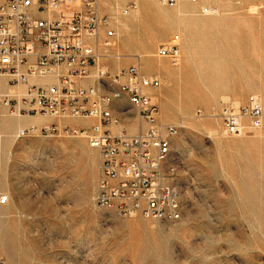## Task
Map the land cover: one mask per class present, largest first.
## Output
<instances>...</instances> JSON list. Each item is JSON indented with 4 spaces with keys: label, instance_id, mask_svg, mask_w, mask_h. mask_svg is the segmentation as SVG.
Wrapping results in <instances>:
<instances>
[{
    "label": "rangeland",
    "instance_id": "374dc122",
    "mask_svg": "<svg viewBox=\"0 0 264 264\" xmlns=\"http://www.w3.org/2000/svg\"><path fill=\"white\" fill-rule=\"evenodd\" d=\"M144 2L140 1V8ZM183 7L172 9L152 3L143 16L154 9L156 17L150 18L142 27L144 17L138 19L134 15L135 28L127 31L116 18L123 20L135 12L126 17L120 14V10H108L115 15L113 21L119 26V33L125 35L121 44L128 45L125 40L132 34L135 39L132 46H139L133 50L129 48L130 53L126 55L144 58V69L156 72L158 70L152 66L157 61L158 47L170 42L178 33L181 34L180 42L183 39L181 32L168 28L165 37L158 41L163 37L159 31L169 26L186 29L183 21L192 17L179 13ZM261 7V4H255L243 9L235 4V8L229 11L232 12L231 17H226L225 21L219 10V21L199 26L203 30H213L209 35L199 34L197 40L198 67L203 75L196 72L194 75L192 64L186 62V41L181 47L180 67L176 68L158 57L170 67L156 72L157 76L168 80L160 91L153 88L155 91L152 92L157 91L162 97L176 87L177 82L170 74L173 70H180L182 78L187 71L192 72L190 88H182L184 96L176 99L175 106L179 108L172 118L165 117L166 108L161 106L165 101L159 103L153 98L159 113L164 110L163 118L172 120L168 122L173 123L170 125L179 126L171 144L173 153L183 162L176 179L182 191L183 212L179 220H149L140 215L121 218L113 210L98 208L94 201L99 176L97 165L92 180L89 159L75 143L80 140L78 136L64 133L59 128L52 135L36 131L18 137L17 131L12 151L18 153L19 159L16 171L18 197L12 208L11 202L2 205L9 207V214L0 217L2 263L264 264V114L262 127L241 137L222 135L216 117L221 102L229 99L223 94L229 89L241 92V96L229 94L235 102L255 92L264 103V6ZM162 9L173 12L164 17ZM201 9L202 6L198 13L203 15ZM181 16L184 19H180ZM237 19L240 20L237 32L215 30L228 27ZM137 34L142 35L150 50H141L140 56L136 55V50L143 48L144 44ZM153 36V41L158 42L151 46ZM147 54L150 56L146 57ZM111 78L109 75L106 82ZM211 83H216V88ZM130 109L129 104L126 110L116 108L118 121L135 116ZM61 120L67 127H90L83 119ZM180 120L181 123L178 122ZM52 123L58 124L56 120ZM209 123H213L217 130L215 134L207 130ZM85 142L88 146L86 139ZM94 152L96 158L97 153ZM6 192L9 193L0 189V194ZM18 211L23 216L18 217Z\"/></svg>",
    "mask_w": 264,
    "mask_h": 264
},
{
    "label": "built area",
    "instance_id": "2783aa9c",
    "mask_svg": "<svg viewBox=\"0 0 264 264\" xmlns=\"http://www.w3.org/2000/svg\"><path fill=\"white\" fill-rule=\"evenodd\" d=\"M155 1L167 6L176 3ZM98 5L99 0H0V102L14 116L97 120L88 129H62L74 136L83 134L89 147L98 151L96 206H111L121 218L140 215L149 220L177 221L182 213L167 186L179 173L165 165L163 147L171 145L179 126L161 124L157 104L144 92L145 88L161 87L162 79L143 74L139 65H130L106 82L109 72L101 59L106 56L103 49L113 45L114 31L106 30L99 40V27L108 19L100 14ZM134 7L130 2L122 13L126 15ZM178 41L175 34L156 52L172 66H177L180 58ZM89 78L91 84H82ZM19 86L21 92L16 91ZM124 97L146 122V128L135 134L108 129L119 122L112 104ZM216 117L222 135L250 134L262 127V99L255 93L244 103L226 99ZM36 131L52 135L57 128H21L18 137ZM179 162L183 168L182 160ZM5 200L3 195L0 203Z\"/></svg>",
    "mask_w": 264,
    "mask_h": 264
},
{
    "label": "crops",
    "instance_id": "0c3cea01",
    "mask_svg": "<svg viewBox=\"0 0 264 264\" xmlns=\"http://www.w3.org/2000/svg\"><path fill=\"white\" fill-rule=\"evenodd\" d=\"M104 1L105 0H99L98 8H99L100 14L106 16L107 19H108V21H107L106 24H102L99 27L98 38H99V40L103 39L104 36H105V32L108 29H112L114 31V36L112 37V41H113V44L114 45H112V46H110L108 48H104L103 49V51L105 52V55L106 56L101 59V64L108 70L110 77L111 76L112 77L115 76L123 68H126V67H128L130 65H138V64H139L140 69H141V72L143 74H145L147 76L156 75V72H148V71H146L144 69L145 65L142 64V61H144V58H142V57L139 58V59H137L136 56H133V55H126V56L122 55L121 57H117L116 56V54H119V52H122L123 54H128V53H130L129 48H131L133 50L134 48H137V46L134 45V46L130 47L129 45H123V44H121V39L123 38V34H119L118 35V33L120 32V28L113 21L112 15H111L112 13L108 10V9H111L112 8V5H111L112 3L110 2V3H108L106 5L104 3ZM108 1H114V0H108ZM140 1H142V0H140ZM143 1H147V2H150V3L156 4V5L160 4V5H163V6H166V7H172V9H174L176 7H179L181 5H184V7H183L182 10H184L186 12V14H187L186 17L191 16L192 18H190V19H192L194 22H199V20L202 19V14L198 13L199 7H201V6H202V9L205 8L206 6H211V7L218 8L220 10V12L222 13V17L224 16V19H223L224 21H225L226 17H231L232 12H229V11H230V9L235 8V4H237L239 7H242L243 9L244 8L249 9V8H251L255 4H261L262 7L264 6V0H195V1L187 0L188 2L187 1H184V0H176V3L173 6H167V5L161 4V3H159L158 1H155V0H143ZM130 2H134L135 5L137 3V2H135V0H131ZM130 2H127V0H125V1L122 2L121 7H120V14L121 15L125 16V14L122 13V10ZM203 5H206V6H203ZM202 9H201V11H203ZM134 10L135 9L130 10L129 13L126 14V15H129ZM152 10H154V9H152ZM152 10H150L149 13H147V15L145 14L146 16L144 17L142 27L146 26V24H147L146 21L147 22L150 21V18H155L156 17L157 13L156 12L154 13ZM155 10H157V9L155 8ZM160 17H161V15H160ZM179 18L180 19L181 18L184 19L183 16H181ZM195 19H197V20H195ZM237 20H234L230 24L226 22L227 24H229L228 27L219 28V29H215V30L223 29L226 32H237L238 31L237 29L240 27V24H239V21L240 20H238V21ZM198 26H201V25H198ZM168 28L169 29H175V30L181 32L182 35H183V39L180 42V40H181V34L178 33V36H179L178 46H179V57H180L181 54H182V51H181L182 44H183V42L186 41V29H184L182 27L180 30H178L176 28V26H173L171 28L169 26L166 29H163V30L159 31V32H162L163 33V37H161V39H159L158 41L162 40L165 37V35H166L167 31H168ZM210 31L211 30H203V29H200L199 32H200V34L205 33V34H208L209 35ZM140 36H141V39H142V35H140ZM154 36L152 37V40L150 42L151 43L150 44L151 46H153V44H155V43L158 42V41H156V42L153 41ZM142 41H143V44L144 45H143V48H140V51L141 50L144 51L145 49H148L146 47V45H145L146 42H144L143 39H142ZM88 42L90 44H93L94 43V40H88ZM118 50H120V51H118ZM158 57L159 56L156 54V59L163 58V57H159V58ZM186 58H187L186 62L189 63V57H188V55H187ZM164 59H165V61L167 60V62L169 63L168 59L163 58L162 60H164ZM110 60H111V63H109ZM93 72H94V68L92 67V68H90V73L93 74ZM159 77H161V76H159ZM40 81H42V80H40ZM91 83H92V79L91 78L82 81V84H85V85L91 84ZM152 91H155V89L150 90V92H146L144 90V92L146 94L148 93L147 95L150 96V97H151L152 94L155 95L156 100H154V101H159V103L160 102H164V99H163V97L161 96L160 93L152 92ZM231 92H232V95H234V93H237V94H239L241 96V92H236L235 89H229L228 91H226L223 94L224 95H228L229 96L228 98L230 100L231 99L230 98L231 96L229 94ZM156 93L158 94V96H156ZM254 93L255 92H251V93H248V94L244 95L243 98L241 99V101L238 100V102L244 103L246 101V98L248 97V95L254 94ZM255 94H258V93H255ZM232 101H234V100H232ZM127 104H129V102H128V100L125 97L123 98V100L114 102L112 104V108H113L114 115L116 117H119L118 116V113H116V108L117 109L122 108V107H125L126 108L127 107ZM220 106H221V104L219 105V107ZM217 109H219V108H217ZM132 111L135 112V110L131 106L130 112H132ZM163 111L164 110H162L161 113H163ZM263 112H264V103H263ZM15 117H17V116H14V115L9 114L7 108L5 106H3L1 104V102H0V123L1 122H2V124L5 123L3 125L0 124V126L2 125L0 127V145H1V147H0V189L1 190H8L9 191V193H10V201L9 202H6L5 201L3 204H9L11 202L12 203L11 208H12L13 205L15 206L14 203H16L15 200L18 197V186H17V184H18V177H17V175L18 174L16 173V171H17V166H18V160L19 159H18V153L12 151V148L15 145V142H16V140H13V137H15L17 131L20 128H28L30 126H34L37 129H40L42 127L51 126V125L55 126L57 129L58 128L59 129H63V128L67 127L62 122V120H61L62 118H53V117H50L48 115H22V117L24 119L21 118L22 120L20 119V121L17 118H15ZM67 118L68 119H74V118H70V117H67ZM11 119H13V120H11ZM82 119L83 120H86L90 124V126L93 123L97 122V120L92 119V118H82ZM53 120H56L58 122V124L56 125V124L52 123ZM12 121H14V122H12ZM21 121H22V123H21ZM169 121H172V120H168V121L165 120L163 118V114L161 115L159 113V122L161 124H164V125H166V124H173V123H168ZM178 122L181 123V120L178 121ZM119 123H120V126L118 125V127L117 126H113L111 128L109 127L108 129L111 132L114 131L113 133L118 132L120 130H123L127 134H135L138 131L144 130L146 128V122L144 120H142L141 118H139L137 116L136 112H135V116H129V117L122 118V119L120 118V121L118 122V124ZM68 128H80V127L73 126V127H68ZM8 132H9V134H7ZM15 139H16V137H15ZM173 139L174 138H171L170 139L171 144H172ZM94 150L97 153L95 159H96V165H97L98 175H99L98 176V179H99V177H100V172H99L100 171L99 170V164H100L99 154H98V151L96 149H94ZM3 204L0 203V209L4 208L5 214L7 215V213L9 212L8 211L9 210L8 209L9 207H4V206H2ZM16 211H17V209H16Z\"/></svg>",
    "mask_w": 264,
    "mask_h": 264
},
{
    "label": "bare ground",
    "instance_id": "6f19581e",
    "mask_svg": "<svg viewBox=\"0 0 264 264\" xmlns=\"http://www.w3.org/2000/svg\"><path fill=\"white\" fill-rule=\"evenodd\" d=\"M112 3V10H117V11H119L120 10V6H121V4L119 3L120 2V0H114V1H108V0H105L104 1V3L107 5L108 3ZM135 2H137L136 3V5H135V7H134V11L133 12H131L129 15H131L132 13H134V14H132V17L131 16H129V15H125L126 17L127 16H129V17H131V18H125V19H123V20H120L119 18H116L117 19V21L118 22H120L121 23V25H122V27H123V29L124 30H131L132 28H135V27H133V24H134V19H135V16L134 15H136V17L139 19H143V13H145V10L147 9V8H150L151 6H152V3H150V2H147V1H145L144 2V4H143V8H140V0H135ZM203 6H206V5H203ZM179 9V8H178ZM117 11H116V13H117ZM147 11V10H146ZM162 11V13H163V16L164 17H167V16H169V14H171V12H173V10H166V9H162L161 10ZM114 12V11H113ZM155 12V11H154ZM147 13V12H146ZM179 13L180 14H182V15H184V16H187V14H186V12L185 11H183V10H179ZM178 12H177V14H179ZM194 13V12H193ZM112 15V19H114V13L113 14H111ZM220 14H219V9L218 8H215V7H211V6H206L205 8H203V15H202V19L201 20H199V22H194L192 19H190V20H186V19H184V25H185V27H186V46H184V51H186L187 53H188V57H189V62L192 64V66H193V69H194V75H195V72L197 73V74H200V75H203V72H202V69H199V67H198V63H199V59H198V46H197V40H198V36H199V31H200V27L198 26V25H207V24H211V22H217L216 20H218V17L217 16H219ZM146 16V15H145ZM195 16V15H194ZM193 16V17H194ZM189 17V16H188ZM214 17H217V19L216 18H214ZM221 19V18H220ZM195 20H197V19H195ZM219 21V20H218ZM139 24V23H138ZM221 24V23H220ZM218 25V24H217ZM216 25V26H217ZM203 26V27H204ZM137 27H138V25H137ZM139 29V28H138ZM137 29V30H138ZM217 29V28H216ZM205 30V29H204ZM134 32V31H133ZM121 33V32H120ZM119 33V34H120ZM123 33V32H122ZM131 34V33H130ZM134 34V33H133ZM135 35V34H134ZM137 35H139V34H137ZM125 36V35H124ZM123 36V37H124ZM140 36V35H139ZM138 36V37H139ZM128 37V36H127ZM204 37V36H203ZM138 39V38H137ZM136 39V40H137ZM141 39V38H140ZM139 39V40H140ZM134 36H132V34L131 35H129V37H128V40H125L126 42L125 43H128V45H130V46H132V44H134L133 42H134ZM138 40V41H139ZM207 41V40H206ZM124 42V41H123ZM143 42V41H142ZM123 44V43H122ZM136 44V43H135ZM114 45V44H113ZM124 45V44H123ZM139 45V44H138ZM118 47V46H117ZM137 47H139V46H137ZM117 50V49H116ZM149 50V49H148ZM118 51H120V50H118ZM150 51V50H149ZM139 52H140V48L139 49H137L136 50V55H139L140 56V54H142V52L139 54ZM117 53V52H116ZM144 53V52H143ZM122 54L123 53H121V52H119V54H116V56L117 57H121L122 56ZM132 54V53H131ZM133 54H135V53H133ZM124 56H126V54L124 55ZM146 57H148V56H150L149 54H147V55H145ZM144 57V56H143ZM146 59V58H145ZM180 59L181 58H179V62H180ZM162 60V59H161ZM161 60H158L157 59V61H156V64L155 65H153V64H151V65H153L152 67L154 68H156L158 71H156V72H160V71H162L161 69L163 68L164 69V67H169V66H167V64L168 63H166V62H162ZM187 60V59H186ZM145 62H146V60H145ZM179 62H178V65L177 66H174V67H180V64H179ZM186 63V62H185ZM139 65V64H138ZM154 68V69H155ZM170 68V67H169ZM168 69V68H167ZM172 69H173V67H172ZM180 69V68H179ZM165 70H166V68H165ZM160 74V73H159ZM165 74V73H164ZM170 74H172V77H174V79H175V81L177 82V84H176V87L175 88H171L168 92H167V95H163V99L165 98V103H161V106H162V109L165 107L166 108V115H165V117L166 118H172L173 116H174V111L175 110H177L179 107L177 106H175V101H176V99L178 100L179 99V97L180 96H184V95H182V92H184L183 91V89H184V87L186 88V90L187 89H189L190 88V82H191V74H192V72H188L187 71V73H186V75H185V77H183L182 78V75H181V71L180 70H175V72H174V70H173V73H170ZM161 75V74H160ZM159 76V75H158ZM171 77V78H172ZM161 79H162V86H164V84L165 83H167L168 82V80H166V77H164L165 79H163L162 77H160ZM168 78H170V76L168 75ZM184 80V81H183ZM211 85L212 86H215V88H216V83H211ZM170 88V87H169ZM183 88V89H182ZM160 89H161V87H159L158 88V90L160 91ZM150 90H153V88L151 89V88H145V91L146 92H150ZM157 90V89H156ZM16 91L17 92H21L22 91V87H17V89H16ZM157 92V91H156ZM148 94V93H147ZM151 98L153 99H155L156 97H155V95H153V97H152V95H151ZM239 98V97H238ZM216 100V99H215ZM237 100V99H236ZM209 102V101H208ZM207 102V103H208ZM209 104V103H208ZM210 105V104H209ZM208 105V106H209ZM4 113V112H3ZM163 114V113H162ZM161 114V115H162ZM11 117V116H10ZM15 118H17L19 121H20V119L21 118H23L22 116H17V117H15ZM16 119V120H17ZM24 119V118H23ZM11 120H13V119H11ZM10 120V121H11ZM22 120V119H21ZM15 121V120H14ZM14 121H12V122H14ZM16 122V121H15ZM11 123V122H10ZM21 123H22V121H21ZM193 123V122H192ZM208 123V122H207ZM0 124H2V122L0 123ZM3 124H5V123H3ZM2 124V125H3ZM1 125V126H2ZM10 125V124H9ZM118 125L120 126V123L118 124H111L109 127L111 128V127H113V126H117L118 127ZM206 124H203V126H205ZM209 126H207L206 128H208L207 130H209L210 131V134H215L216 133V129H215V127L213 126V123L211 124V123H209L208 124ZM0 126V127H1ZM11 126V125H10ZM18 126V125H17ZM9 128V127H8ZM13 129V128H12ZM17 130V129H16ZM112 130V129H111ZM115 130V129H114ZM19 131V130H18ZM113 131V130H112ZM114 132V131H113ZM7 134H9V132L7 133ZM6 136V135H5ZM78 139H80V140H77L75 143H76V145H77V149H79L80 151H81V153L87 158V159H89V164H90V171H91V179L93 180L94 179V177H95V164H96V159H95V155H94V151L95 150H91L88 146H87V144H86V142H85V137H84V135L82 134V135H79L78 136ZM63 142V141H62ZM222 142V141H221ZM66 143V142H65ZM67 144V143H66ZM70 144V143H69ZM222 144H227V143H223L222 142ZM73 145V144H72ZM76 145H74V146H76ZM64 146V145H63ZM220 147H221V145H220ZM74 148V147H73ZM223 149H224V147H222ZM73 150V149H72ZM79 150H78V153L77 154H79ZM163 157H164V161H165V165L168 167V168H170V169H172V171L174 172V173H179V170H180V162H179V160H178V158L175 156V154L173 153V151H172V148H171V145H164V147H163ZM177 176H178V174H177ZM177 176L175 177V178H171V179H169L168 180V186H167V193L169 194V196L173 199V200H175L176 201V203L178 204V211H179V213H182L183 212V206H182V201H181V196H182V191H181V189H180V187H178V184H177V181H176V179H177ZM91 180V181H92ZM3 195H5L6 196V202H9V200H10V194L9 193H3V194H0V199H1V197L3 196ZM3 204V203H2ZM99 208H102V209H106V210H113V207H111V206H100ZM16 214V213H15ZM3 215H5V211H4V208H2V209H0V217L1 216H3ZM17 216L18 217H21V216H23V214L21 213V212H17ZM135 217H137V216H133V217H131V218H135ZM138 219V218H137ZM130 220V219H129ZM149 222V221H148ZM132 223V222H131ZM133 224V223H132ZM134 224H136V222L134 223ZM138 224V227H139V223H137ZM146 225H147V227L149 226V224L148 223H146ZM136 226V225H135ZM134 226V227H135ZM153 225H151V227H152ZM133 229V228H132ZM141 229V228H140ZM134 231H135V229H134ZM2 247V246H1ZM1 251H2V249H1ZM1 253V252H0ZM7 261V260H6ZM7 263V262H6Z\"/></svg>",
    "mask_w": 264,
    "mask_h": 264
}]
</instances>
